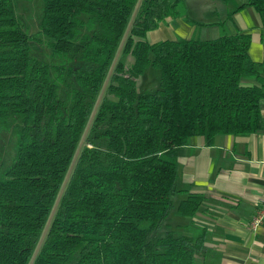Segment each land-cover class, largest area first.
Here are the masks:
<instances>
[{"label": "trees", "instance_id": "16d2710c", "mask_svg": "<svg viewBox=\"0 0 264 264\" xmlns=\"http://www.w3.org/2000/svg\"><path fill=\"white\" fill-rule=\"evenodd\" d=\"M20 1L0 0V264H195L205 230L178 221L202 196L177 158L262 127L249 36L149 43L184 0H40L28 32Z\"/></svg>", "mask_w": 264, "mask_h": 264}, {"label": "crops", "instance_id": "0c3cea01", "mask_svg": "<svg viewBox=\"0 0 264 264\" xmlns=\"http://www.w3.org/2000/svg\"><path fill=\"white\" fill-rule=\"evenodd\" d=\"M245 2L184 0V13L166 19L145 38L155 43L245 33L249 59L264 75V0L263 13L252 5L241 6ZM259 112V130L217 134L210 143L201 135L193 136L177 158L178 184L202 196L194 214L178 221L205 230L204 254L195 264H264V220L255 229L247 226L258 199L264 197V97Z\"/></svg>", "mask_w": 264, "mask_h": 264}, {"label": "rangeland", "instance_id": "374dc122", "mask_svg": "<svg viewBox=\"0 0 264 264\" xmlns=\"http://www.w3.org/2000/svg\"><path fill=\"white\" fill-rule=\"evenodd\" d=\"M23 0H21L19 5V12L23 14L24 21L27 25V31L30 32L31 30L35 31V27L31 24V17L37 18L38 15L41 13V1L40 0H25L24 4H21ZM186 9V8H185ZM149 39V38H148ZM147 40V38H146ZM148 41V40H147ZM131 55L124 54L122 56V62L125 66H128L131 63ZM135 84L138 90H151L157 87L158 85V72L153 69L152 67H148L145 71L139 75L135 79ZM5 142V136H3ZM10 146L11 144H4L3 151L1 156L3 159L7 161L10 159Z\"/></svg>", "mask_w": 264, "mask_h": 264}, {"label": "built area", "instance_id": "2783aa9c", "mask_svg": "<svg viewBox=\"0 0 264 264\" xmlns=\"http://www.w3.org/2000/svg\"><path fill=\"white\" fill-rule=\"evenodd\" d=\"M264 166V161H263ZM264 220V197L258 199V203L255 206V211L252 217L247 222L249 228L255 229Z\"/></svg>", "mask_w": 264, "mask_h": 264}]
</instances>
